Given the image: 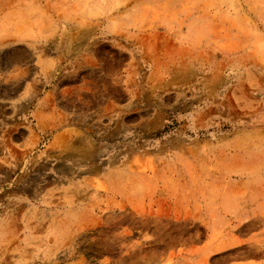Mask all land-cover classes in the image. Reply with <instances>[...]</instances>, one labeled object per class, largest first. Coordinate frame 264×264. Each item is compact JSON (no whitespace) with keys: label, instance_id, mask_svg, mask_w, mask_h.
I'll use <instances>...</instances> for the list:
<instances>
[{"label":"rangeland","instance_id":"1","mask_svg":"<svg viewBox=\"0 0 264 264\" xmlns=\"http://www.w3.org/2000/svg\"><path fill=\"white\" fill-rule=\"evenodd\" d=\"M0 39V264H264V0H1Z\"/></svg>","mask_w":264,"mask_h":264},{"label":"crops","instance_id":"2","mask_svg":"<svg viewBox=\"0 0 264 264\" xmlns=\"http://www.w3.org/2000/svg\"><path fill=\"white\" fill-rule=\"evenodd\" d=\"M33 108V107H31ZM29 106L25 107V106H21L19 109V114L24 115V113L28 114V112H26V110H31ZM1 126V125H0ZM1 132V131H0ZM2 154V150L0 148V155ZM7 173H8V168L2 164L1 160H0V195H1V190H4L8 187L7 185Z\"/></svg>","mask_w":264,"mask_h":264},{"label":"bare ground","instance_id":"3","mask_svg":"<svg viewBox=\"0 0 264 264\" xmlns=\"http://www.w3.org/2000/svg\"><path fill=\"white\" fill-rule=\"evenodd\" d=\"M0 1H1V0H0ZM2 39H3V38H2ZM0 41H1V39H0ZM42 43H43V42H42ZM28 44H29L31 47H34V44H35V43H33V42H29ZM39 44H40V43H39ZM40 45H41V44H40ZM46 47H47V46H46ZM26 49H27V48H26ZM32 49H33V48H32ZM1 51H2V50H1ZM34 52H35V51H34ZM2 53H3V52H2ZM2 53H1V54H2ZM6 53H7V52H6ZM35 53H36V52H35ZM31 54H32V53H31ZM62 54H63V53H62ZM37 59L40 60V62H41V60H42V59L40 58L39 55H37ZM63 70H64V69H63ZM13 75H15V74L13 73ZM20 75H21V74H20ZM74 76H75V75H74ZM67 78H68V77H67ZM67 78H66V79H67ZM71 78H72V77H71ZM63 79H65V78H63ZM63 79H62V80H63ZM59 80H60V79H59ZM69 81H71V80L69 79ZM59 82H61V80H60ZM43 85H44V84H43ZM57 90H58V88H57ZM55 91H56V90H55ZM82 91H83V90H82ZM57 92H58V91H57ZM93 92H95V91H93ZM48 93H49V92H48ZM55 93H56V92H55ZM56 94H58V93H56ZM48 95H49V94H48ZM52 95H53V94H52ZM58 95H59V94H58ZM45 96H46V95H45ZM49 96H50V95H49ZM72 96H73V95H72ZM79 96H80V95H79ZM57 97H59V96H57ZM47 98H48V96H47ZM52 98H53V97H52ZM59 98H60V97H59ZM63 98H64V97H63ZM76 99H77V98H76ZM46 100H47V99H46ZM64 101H65V100H64Z\"/></svg>","mask_w":264,"mask_h":264}]
</instances>
